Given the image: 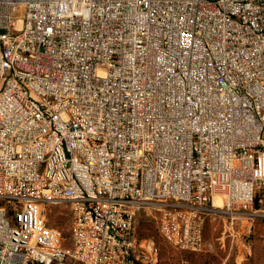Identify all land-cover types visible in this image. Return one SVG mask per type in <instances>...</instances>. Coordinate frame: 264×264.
<instances>
[{"label":"built area","instance_id":"obj_1","mask_svg":"<svg viewBox=\"0 0 264 264\" xmlns=\"http://www.w3.org/2000/svg\"><path fill=\"white\" fill-rule=\"evenodd\" d=\"M263 185L264 0H0V264H158L137 210Z\"/></svg>","mask_w":264,"mask_h":264},{"label":"rangeland","instance_id":"obj_2","mask_svg":"<svg viewBox=\"0 0 264 264\" xmlns=\"http://www.w3.org/2000/svg\"><path fill=\"white\" fill-rule=\"evenodd\" d=\"M223 205L216 204L219 209L168 207L172 215L168 233L161 229L166 212L142 207L136 212L135 237L147 257L158 264H264V185L253 207L238 212L234 221L221 209ZM178 211L186 215V221L189 218V227L177 217ZM47 213L49 225L67 237L71 203L49 205Z\"/></svg>","mask_w":264,"mask_h":264},{"label":"bare ground","instance_id":"obj_3","mask_svg":"<svg viewBox=\"0 0 264 264\" xmlns=\"http://www.w3.org/2000/svg\"><path fill=\"white\" fill-rule=\"evenodd\" d=\"M218 203H225L224 199L220 196H215L214 197V205L218 204Z\"/></svg>","mask_w":264,"mask_h":264}]
</instances>
